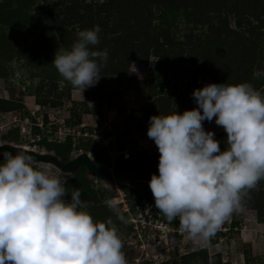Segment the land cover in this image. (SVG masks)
Returning <instances> with one entry per match:
<instances>
[{
    "label": "rangeland",
    "instance_id": "obj_1",
    "mask_svg": "<svg viewBox=\"0 0 264 264\" xmlns=\"http://www.w3.org/2000/svg\"><path fill=\"white\" fill-rule=\"evenodd\" d=\"M19 5L22 22L11 13ZM93 25L100 32L92 47L106 49L108 57L99 81L81 93L51 60L77 31ZM257 69L264 71V0H0V106L9 107H0V146L50 153L62 162L86 153L110 168L113 178L116 170H153L159 153L146 132L151 115L194 107L193 88L207 82L248 81L264 91V77L253 75ZM202 123L215 136L224 132L214 121ZM82 127L91 137L77 132ZM67 133L73 148L61 160L55 148L65 144ZM40 135L46 136L43 144L37 143ZM98 139L111 145L102 148ZM121 144L129 157L117 149ZM35 163L69 174L66 195L79 188L95 220L112 218L128 264H264V179L223 222L217 230L222 234L203 242L156 209L148 182L110 181L86 167L80 171L83 165L68 171ZM143 184L150 200L137 204ZM107 200L116 202L115 211ZM233 220L239 225L230 229Z\"/></svg>",
    "mask_w": 264,
    "mask_h": 264
},
{
    "label": "clouds",
    "instance_id": "obj_2",
    "mask_svg": "<svg viewBox=\"0 0 264 264\" xmlns=\"http://www.w3.org/2000/svg\"><path fill=\"white\" fill-rule=\"evenodd\" d=\"M99 32V25L77 31L51 60L81 93L99 81L107 62V50L92 47ZM191 98L192 108L149 117L147 136L159 156L148 185L169 222L207 242L264 179V91L248 81L207 82ZM204 121L226 132L223 150ZM0 149V264H128L112 218L95 220L79 188L66 195L69 174L37 165L29 150ZM106 204L116 210L115 201Z\"/></svg>",
    "mask_w": 264,
    "mask_h": 264
},
{
    "label": "trees",
    "instance_id": "obj_3",
    "mask_svg": "<svg viewBox=\"0 0 264 264\" xmlns=\"http://www.w3.org/2000/svg\"><path fill=\"white\" fill-rule=\"evenodd\" d=\"M1 8H3V7H1ZM23 5H19V8H16V10H13L11 13H12V15H15V13L18 15V16H20V21L22 20V21H24L25 20V16L24 15H22L23 14ZM43 18H45L44 16H42V17H39L38 16V21L39 22H41V24L42 25H45V27H46V25L47 24H49V21H48V19L46 18L45 20L43 19ZM42 20H44V22H42ZM21 21V22H22ZM4 41V38L1 40V42H3ZM3 102V104H5V103H7V102H5V101H2ZM2 107H3V110H9V107L7 108V107H5L4 105H1ZM0 106V107H1ZM1 107V108H2ZM55 127L56 126H53V128L55 129ZM37 131H38V133H42L41 132V130H40V128H38V127H36L35 128ZM52 132H53V130H52ZM77 132H80V134H82L81 136H83V137H91V132H89L88 130H87V128H80ZM88 132L90 133V134H88ZM50 135V134H49ZM90 135V136H89ZM226 132L224 131L223 133H220V134H218L217 136H215V138L218 140V141H220V147H221V149H223L224 148V143H223V141H224V139H225V137H226ZM44 137V138H43ZM46 136H43V135H40V140L37 142L38 144H43L45 141H46V138H45ZM42 138V139H41ZM92 140V139H91ZM66 142H65V144H61L59 147L58 146H56V148H55V154L61 159V160H66L67 159V156H68V154L70 153V151L72 150V148H73V146H72V135H70V134H66V140H65ZM57 143H60V142H57ZM63 143V142H62ZM96 144L97 145H99V146H101L102 148H106V147H108V146H110L111 145V143L109 144V145H103V143H102V141L100 140V139H98V140H96ZM74 145V144H73ZM76 145V144H75ZM74 145V146H75ZM76 146H79V145H76ZM48 147L51 149V147H53L52 146V144H48ZM125 145L124 144H121L120 146H118V150L119 151H122V150H124L125 148ZM90 149V151H92V152H95L96 150H95V148H93V147H90L89 148ZM119 155H120V157H122L121 156V153H119ZM131 155H134L133 154V151L131 152ZM129 157V156H128ZM133 157V156H132ZM124 159H126V158H123V160ZM134 164H135V162H133ZM145 163L146 164H148L147 163V161H145ZM142 164H143V162H142ZM136 165H134V167H135ZM142 166V165H141ZM144 166H145V164H144ZM149 167V166H148ZM143 168V169H141L140 170V172H138V173H135V171H134V168L133 169H129L127 172H121V171H115L114 172V178H115V180L117 181V182H120V181H127L128 183H131V184H133V183H135V184H140V183H146V182H148V180H149V178H150V175L152 174V173H156L157 172V168H155V169H153V170H150L149 168ZM79 170L80 171H85V167H83V166H79ZM144 186H145V188L146 189H143V191H141V192H138V193H136V196H135V202L137 203V204H142V200H150V196H151V193L147 190V184H143ZM154 202V201H153ZM162 215L164 216V214L162 213ZM162 216V217H163ZM239 225V222L237 221V220H233L231 223H230V226H229V228L230 229H233V228H236L237 226ZM219 234H222V232H216L215 233V235H219Z\"/></svg>",
    "mask_w": 264,
    "mask_h": 264
},
{
    "label": "water",
    "instance_id": "obj_4",
    "mask_svg": "<svg viewBox=\"0 0 264 264\" xmlns=\"http://www.w3.org/2000/svg\"><path fill=\"white\" fill-rule=\"evenodd\" d=\"M0 148L9 149L15 151L17 149H24L29 150L34 156L35 160L37 161H49L52 162L57 168L60 170H74L77 166L83 165L87 168L89 172L95 173L100 175L110 181H113V174L111 169L104 166H99L94 163L86 153H80L76 158L62 162L60 161L55 155L50 153H36L33 150L27 149L26 147L16 146V145H2Z\"/></svg>",
    "mask_w": 264,
    "mask_h": 264
},
{
    "label": "built area",
    "instance_id": "obj_5",
    "mask_svg": "<svg viewBox=\"0 0 264 264\" xmlns=\"http://www.w3.org/2000/svg\"><path fill=\"white\" fill-rule=\"evenodd\" d=\"M122 154H123V156H125V157H128V152H127V150H122V152H121Z\"/></svg>",
    "mask_w": 264,
    "mask_h": 264
},
{
    "label": "bare ground",
    "instance_id": "obj_6",
    "mask_svg": "<svg viewBox=\"0 0 264 264\" xmlns=\"http://www.w3.org/2000/svg\"><path fill=\"white\" fill-rule=\"evenodd\" d=\"M25 148V147H24Z\"/></svg>",
    "mask_w": 264,
    "mask_h": 264
}]
</instances>
